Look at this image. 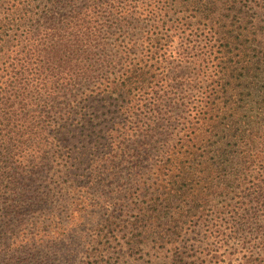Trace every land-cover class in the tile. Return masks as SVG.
Masks as SVG:
<instances>
[{
    "label": "trees",
    "instance_id": "16d2710c",
    "mask_svg": "<svg viewBox=\"0 0 264 264\" xmlns=\"http://www.w3.org/2000/svg\"><path fill=\"white\" fill-rule=\"evenodd\" d=\"M54 149L59 179L133 171L142 243L264 264V0H0V197Z\"/></svg>",
    "mask_w": 264,
    "mask_h": 264
},
{
    "label": "rangeland",
    "instance_id": "374dc122",
    "mask_svg": "<svg viewBox=\"0 0 264 264\" xmlns=\"http://www.w3.org/2000/svg\"><path fill=\"white\" fill-rule=\"evenodd\" d=\"M49 155L52 162L38 180L17 185L24 197L12 192L0 197V264H160L165 257L171 258L170 264H229L225 257L212 256L216 250L231 253V245L220 248L218 242L200 239L206 235L183 233L172 247L156 236L142 243L132 226L121 221H132L135 207L140 201L148 204L149 198L131 197L136 181L125 165L113 177L108 176L110 170L97 171L102 164L83 167L72 182L59 179L57 166L59 156L70 160L71 154L54 149ZM211 200L198 216L211 219L224 203L223 197ZM157 228L158 223L153 226Z\"/></svg>",
    "mask_w": 264,
    "mask_h": 264
}]
</instances>
